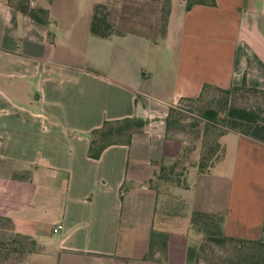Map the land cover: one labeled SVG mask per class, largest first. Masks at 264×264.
<instances>
[{
  "label": "crops",
  "instance_id": "obj_1",
  "mask_svg": "<svg viewBox=\"0 0 264 264\" xmlns=\"http://www.w3.org/2000/svg\"><path fill=\"white\" fill-rule=\"evenodd\" d=\"M17 1L0 0V216L34 241L24 260L195 264L202 222L264 243V121L222 134L208 172L157 178L183 148L170 107L203 84L264 90V0H166L163 25L157 0H23L44 23ZM95 4L107 37L89 30ZM123 118L142 125L89 157L90 131Z\"/></svg>",
  "mask_w": 264,
  "mask_h": 264
},
{
  "label": "trees",
  "instance_id": "obj_2",
  "mask_svg": "<svg viewBox=\"0 0 264 264\" xmlns=\"http://www.w3.org/2000/svg\"><path fill=\"white\" fill-rule=\"evenodd\" d=\"M194 3L201 4H213L214 0H185L186 8H189ZM18 10L31 17L32 19L44 23L41 19V16L45 15V11L30 9L24 3L23 0H18L17 3ZM106 6L102 4H95L92 9V14L90 18L89 30L92 34L98 37H107L114 32V29L108 22V13L104 9ZM166 10L163 11L162 15V25L165 21ZM237 88H248L254 91L259 89L250 88L245 85H240L237 87H232L227 90L219 89L215 86L209 84H203L200 94L196 98L192 99H182V101H193L201 97L208 89H215L225 93H228ZM178 102V103H180ZM175 107H170L168 113L165 117V132L169 137H174L171 135L173 132V127L184 124L185 120H188V124L191 123V118L184 115L175 116ZM202 118L211 122L216 120L217 113L210 109H206L201 113ZM221 125L228 130L238 131L242 134H246L250 127L258 122L264 121V114L260 115L254 110H248L244 108L229 107L225 112L223 118L220 119ZM142 125L141 120L136 118H123L120 120L113 121H103L101 126L94 128L90 131L89 146L87 150V155L91 158H97L102 151V149L110 144L117 142H126L130 134L134 131L140 129ZM226 131H221L212 138V140H207L206 138H200L198 156L195 161H191L188 157L192 151L196 150L195 146L190 148H185L183 146L180 155L171 161L168 164H161L158 172V180L161 182H169L170 184H179L183 172L187 169L188 166H195L197 172L206 173L211 168L213 162L217 160L220 154L214 153L213 149H216L219 144V138ZM177 167H180V170L175 174L173 171ZM174 173V177L173 176ZM8 222L10 231L12 232V227L10 221L7 218H4ZM211 223L213 221H210ZM213 224V223H212ZM216 223L210 226L208 222H202V225H199L198 230L201 232V237L199 243L190 248L188 251L189 255H193L195 262L196 256L201 254L205 248L206 241L213 243L214 245L221 246L224 243L228 242L234 246L233 255L223 257L218 260L219 264H264V243L256 240H247V239H237L229 236L223 235L217 228ZM200 228V229H199ZM13 239L2 240L0 239V264H16L30 252L35 250L34 241L27 236L19 235L12 232ZM15 242L16 244L12 243ZM245 244H250V248L246 251H242V248ZM20 255L14 262L10 263V258L12 254Z\"/></svg>",
  "mask_w": 264,
  "mask_h": 264
},
{
  "label": "rangeland",
  "instance_id": "obj_3",
  "mask_svg": "<svg viewBox=\"0 0 264 264\" xmlns=\"http://www.w3.org/2000/svg\"><path fill=\"white\" fill-rule=\"evenodd\" d=\"M159 4L158 13L160 18L163 15L164 8L166 6V0H157ZM105 12L108 13L107 7ZM229 107L244 108L248 110H254L260 115L264 114V90H251L248 88H237L228 93L208 89L201 97L193 101H182L175 106L174 115H184L191 118V123L188 124V120L184 121V124L173 127V135L176 138H180L183 141L185 148L195 146L198 151L200 138H206L212 140L215 135L221 131L227 129L221 125L220 119L223 118L224 112ZM210 109L217 113L216 120L207 122L202 118V111ZM214 153L220 154L221 144L219 142L218 147L213 149ZM180 167H177L173 172L177 174ZM174 173L173 176L174 177ZM162 183V182H161ZM181 219V218H179ZM180 222H182L180 220ZM12 232L10 231L8 222L4 220V217L0 216V239L9 240L13 239ZM16 244L14 241L12 242ZM205 248L201 254L196 256L195 264H219L218 260L223 257L233 255L235 249L231 243H224L221 246L214 245L211 242L206 241ZM250 244H245L242 251H246L250 248ZM20 255L14 253L10 258V263L14 261ZM31 260H24L22 258L17 264H31Z\"/></svg>",
  "mask_w": 264,
  "mask_h": 264
},
{
  "label": "built area",
  "instance_id": "obj_4",
  "mask_svg": "<svg viewBox=\"0 0 264 264\" xmlns=\"http://www.w3.org/2000/svg\"><path fill=\"white\" fill-rule=\"evenodd\" d=\"M60 228V225H55L53 228H52V231L53 232H56V231H58V229Z\"/></svg>",
  "mask_w": 264,
  "mask_h": 264
}]
</instances>
